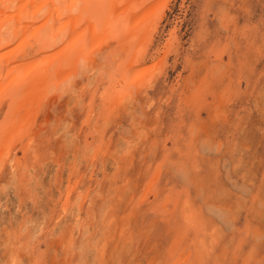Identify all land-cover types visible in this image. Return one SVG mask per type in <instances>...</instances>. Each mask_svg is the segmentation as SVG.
I'll return each mask as SVG.
<instances>
[{"label": "rangeland", "instance_id": "374dc122", "mask_svg": "<svg viewBox=\"0 0 264 264\" xmlns=\"http://www.w3.org/2000/svg\"><path fill=\"white\" fill-rule=\"evenodd\" d=\"M156 20L110 109L98 58L19 112L0 148V264H264V0H168ZM107 44L127 68L133 49Z\"/></svg>", "mask_w": 264, "mask_h": 264}, {"label": "bare ground", "instance_id": "6f19581e", "mask_svg": "<svg viewBox=\"0 0 264 264\" xmlns=\"http://www.w3.org/2000/svg\"><path fill=\"white\" fill-rule=\"evenodd\" d=\"M167 2L168 0H159L157 4H152L151 0H0V106L2 100H8L11 96L13 98L12 111L0 126V148L9 147L5 145L12 142L10 137L15 135L12 134L13 131L20 135V120L33 115L29 112L32 111L31 108L34 109L30 105L32 101L41 102V96H45L43 91H52V96H56L62 86H66L67 91L76 77L79 79L82 74L93 70L91 65L98 58L102 64L101 72L111 79L108 93L103 94L105 106L110 109L111 91H115L114 96L119 94L121 98L131 94L133 91L130 89L135 82L138 83L137 79L141 76L137 74L139 59L156 28V19L163 13ZM96 19L104 22H100L103 26L106 23V34L102 32L103 28L97 26ZM57 30L59 32L53 37ZM101 33L107 39L96 44L93 39L100 38ZM50 34L52 39L48 37ZM111 40L121 47L124 55L133 49L127 68L114 69L112 53L106 54V50H110L107 43ZM98 53H103L101 58L97 57ZM23 55L26 63L18 67V60ZM28 57L31 59L27 60ZM31 67H35L39 73L36 79L27 77ZM65 72L66 80L62 76ZM125 84H128L126 87L129 89L123 90ZM25 106L30 108L28 112ZM21 111L24 115L18 121L16 117ZM2 154L5 151L0 149L1 159Z\"/></svg>", "mask_w": 264, "mask_h": 264}]
</instances>
